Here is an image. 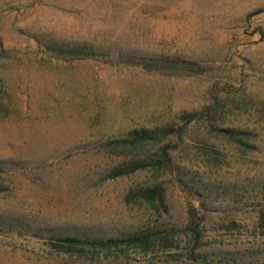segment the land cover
<instances>
[{"label":"rangeland","instance_id":"374dc122","mask_svg":"<svg viewBox=\"0 0 264 264\" xmlns=\"http://www.w3.org/2000/svg\"><path fill=\"white\" fill-rule=\"evenodd\" d=\"M261 9L0 0V264H264Z\"/></svg>","mask_w":264,"mask_h":264},{"label":"trees","instance_id":"16d2710c","mask_svg":"<svg viewBox=\"0 0 264 264\" xmlns=\"http://www.w3.org/2000/svg\"><path fill=\"white\" fill-rule=\"evenodd\" d=\"M263 12H264V9H261V10L251 13L249 16H254L256 14H260ZM55 52H58L59 55L63 54L62 53L63 51L61 48H59ZM73 52H74L73 53L74 56H76L77 58H87L91 56L90 53H86L85 51L75 50ZM144 66L152 70L155 68H158L154 65H144ZM219 131L233 138H236L237 137L236 135L239 133L241 134L246 133V131H241L236 128H221ZM175 132L176 131L174 127H163V128H155V129H146V128L134 129L130 133L131 135L127 139H125L123 142L130 143L134 146H139V145L142 146V145H146L149 143H159L163 141L164 139L168 138L169 136L175 134ZM240 140H243V139H240ZM2 163L3 162L0 160V172L3 171ZM145 166H148V165L139 160H135L133 161V163L128 164L126 167H117L116 169H114V171L111 173L109 178H117L120 176H124L130 173L136 172L139 169L144 168ZM56 240L59 242H54L52 244L55 248L60 249V250L78 248L80 245L82 246L85 244L95 245V243H97V242H92V241H83L75 237H61V238H57ZM115 243H118V241L114 239H109L107 241H100L97 244L104 246L107 244H115Z\"/></svg>","mask_w":264,"mask_h":264}]
</instances>
